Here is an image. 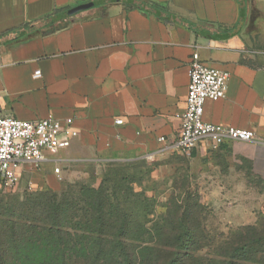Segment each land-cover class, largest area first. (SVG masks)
I'll list each match as a JSON object with an SVG mask.
<instances>
[{
    "label": "crops",
    "instance_id": "obj_1",
    "mask_svg": "<svg viewBox=\"0 0 264 264\" xmlns=\"http://www.w3.org/2000/svg\"><path fill=\"white\" fill-rule=\"evenodd\" d=\"M194 53L231 74L204 121L256 140L201 142L192 157L264 184V0H0V113L73 119L78 137L44 164L65 175L152 155L179 137Z\"/></svg>",
    "mask_w": 264,
    "mask_h": 264
},
{
    "label": "rangeland",
    "instance_id": "obj_2",
    "mask_svg": "<svg viewBox=\"0 0 264 264\" xmlns=\"http://www.w3.org/2000/svg\"><path fill=\"white\" fill-rule=\"evenodd\" d=\"M205 162L156 151L73 166L66 175L60 166L42 165L28 168L14 188L0 185V203L20 205L32 194L61 192L76 184L96 189L103 183L119 185L132 192L135 223L128 245L137 253V264H165L171 253L186 248L177 242L184 232L191 239L184 250L187 264H218L227 262L233 247L244 244L247 236L264 239V184L247 171L234 173L225 160ZM237 166L246 168L242 160ZM58 167L59 177L54 175ZM262 262L260 253L255 264Z\"/></svg>",
    "mask_w": 264,
    "mask_h": 264
},
{
    "label": "trees",
    "instance_id": "obj_3",
    "mask_svg": "<svg viewBox=\"0 0 264 264\" xmlns=\"http://www.w3.org/2000/svg\"><path fill=\"white\" fill-rule=\"evenodd\" d=\"M119 187L76 184L32 194L20 205L0 203V264H137L128 245L135 223L132 192ZM263 240L247 236L218 264H255L264 254ZM177 242L186 248L171 253L165 264H187L188 232Z\"/></svg>",
    "mask_w": 264,
    "mask_h": 264
},
{
    "label": "built area",
    "instance_id": "obj_4",
    "mask_svg": "<svg viewBox=\"0 0 264 264\" xmlns=\"http://www.w3.org/2000/svg\"><path fill=\"white\" fill-rule=\"evenodd\" d=\"M41 76V71L35 77ZM189 85L186 109L178 115L179 137L167 144L165 137L158 141L162 152H177L191 157L201 142H208L216 151L228 143H251L256 134L250 130L207 123L204 121L207 102L226 97L231 74L228 71L210 67L194 53L190 63ZM122 119L117 125H123ZM79 132L73 119L60 121L50 116L38 121H22L5 117L0 113V185L14 188L28 168H39L50 162L52 157L70 148ZM59 177L61 169H55Z\"/></svg>",
    "mask_w": 264,
    "mask_h": 264
}]
</instances>
